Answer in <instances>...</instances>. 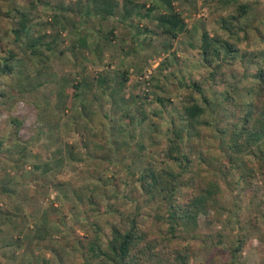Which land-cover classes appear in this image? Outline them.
<instances>
[{
  "label": "rangeland",
  "instance_id": "obj_1",
  "mask_svg": "<svg viewBox=\"0 0 264 264\" xmlns=\"http://www.w3.org/2000/svg\"><path fill=\"white\" fill-rule=\"evenodd\" d=\"M27 1L15 0L24 5ZM53 1L56 0H51L52 3L58 2ZM132 1L134 6L128 3L123 6L124 0H60L74 8L80 7L86 18V23L84 22L80 29L89 34L90 42L100 38L98 31H113L111 42L104 46L100 58L96 57L95 52H86L84 58L79 57L81 60L76 65L73 58L77 54L68 49L74 33V29L70 27L62 34L65 41L60 44L61 47L66 46V54L49 53V60L43 66H33L25 59L24 63H17L24 71L29 72L34 86L26 85L25 90L22 88L23 91L18 94H12L16 90L15 86L12 91L9 87L3 88L8 98L0 104V184H6L5 180L9 179V187L16 190L9 196L7 193H0V264H85L87 257L91 263L99 264L100 259L92 257L86 247L83 248L85 255H82L77 238L80 237L82 244L87 246L95 235L92 226L95 224L102 230L98 237L100 240L97 241L103 244L108 237L109 222L119 221L118 216L106 212L100 215L87 203H81L79 206L71 193V190L77 189L80 184V187H83L82 195L86 198V193L94 194V184L102 186L104 183L105 178L100 180L97 174L99 170H94V161L86 155L82 147L84 142H87L90 150H93L94 139H98L99 144L104 141L106 147L105 152L100 150L96 153L110 157L105 158L97 167L105 166L102 174H105L110 182L116 181L119 195L127 192L121 183L125 172L120 162L123 155L119 154L118 157L116 154L118 158L115 163L111 161L116 146H124L112 142L111 136L114 134L109 133L117 131L105 128L104 135L108 133L107 137H110L107 141L99 135L97 138L89 136L94 132L85 133V138H91L85 141V138L73 129L71 122L74 119L70 116V110L77 112V109H80V99H75L73 95L77 91L73 85L78 81L82 83V80H85L83 84H89L90 89L84 86L82 90L86 89L85 103L93 126L103 120L104 113L113 116L116 128L125 119L122 112L111 111L109 94H103L96 86L99 74L105 75L108 80L106 83L113 85L118 91L116 98L123 96L131 110L134 107L143 110L145 121L137 124L132 133L139 136L138 142L145 141L148 132L157 133V139L163 140L162 142L171 134L170 119L179 115V95L189 81L203 82L205 94L211 98L217 95L221 99V91H229L237 101H246L248 95L244 88L253 81L255 62L258 61L256 57L253 60L248 57L264 48L260 42L261 30L264 33V0H244L250 3L251 8L238 23L247 33V38L241 41L239 49L248 55L244 58L237 56L233 61L224 64L213 80H209L210 68L201 63V55L198 52L199 39L202 30H207L210 34L218 32L222 37L228 38L227 32L220 28L219 19L235 11L232 2L225 4L226 0ZM116 2L119 3L118 7ZM111 4H115L112 17L101 20V16L109 11ZM126 9L131 10L127 16L124 14ZM145 12L148 13L146 17ZM174 12L183 18L185 26L172 38L156 28L154 16ZM42 16L46 18L40 14V17ZM5 30V27L0 25L1 42L5 41L7 36ZM40 30L47 29L35 28L34 32L39 33ZM244 32L240 31L239 34L243 35ZM159 64H162L163 68H158ZM37 69L43 70L41 74L36 75ZM126 70L129 79L122 82L119 73ZM41 82L42 84H38ZM36 84L38 85L35 87ZM195 95L200 97L198 93ZM158 98L165 100V107ZM240 112L237 110L233 116L236 117ZM12 119L22 120L19 129L14 127ZM75 120L80 129L85 125L86 119ZM152 123L154 125H151ZM204 129L209 135L211 131ZM95 131H98L97 126ZM119 138L129 141L125 147L130 150H124L136 149L129 132ZM215 139L203 138L201 145L209 146L219 154L220 146L216 144ZM160 146L161 144L152 147L149 153L141 155L137 167L145 165L148 159L155 164L159 163ZM7 149L11 150L10 154ZM5 154L9 156L6 157ZM52 155H55L53 159ZM58 155L62 156V162L57 160L60 158H56ZM35 165L40 168L35 169ZM45 165L50 167V171L42 173L41 168ZM19 166L20 168L16 169ZM112 172H115L116 179L111 177ZM6 174L7 177L4 176ZM218 175L222 185L221 201L229 210L221 214L215 222H209V217L204 215L198 217V222L201 235L219 230L222 232V242L215 244L217 239L214 237L212 241L203 244L199 239L200 235L194 239L192 243L195 244L198 264H228V246L238 234L244 238L243 248L237 262L233 264H264V222L258 213V209L264 211V206L256 208L263 195L259 178H256L252 185V190L256 191L255 198L249 200L247 190H242L239 184L234 183L238 179L235 169L220 171ZM87 183L90 186H81ZM93 197L95 201H100L99 196ZM101 204L104 203L101 201ZM101 208L103 209L102 205ZM121 208L131 210L132 204L125 203ZM5 214L13 215L11 221L7 220ZM141 214L139 221L149 230L153 231L160 226L161 222L154 217L155 205L141 206ZM43 216H46V219ZM251 218L257 219L256 226L249 223ZM38 226L48 230L49 237L37 238L35 235L38 233ZM164 227L162 225L159 228ZM149 264H164V261L162 256L158 255L153 257Z\"/></svg>",
  "mask_w": 264,
  "mask_h": 264
},
{
  "label": "trees",
  "instance_id": "obj_2",
  "mask_svg": "<svg viewBox=\"0 0 264 264\" xmlns=\"http://www.w3.org/2000/svg\"><path fill=\"white\" fill-rule=\"evenodd\" d=\"M229 2L233 3L235 11L229 12L219 19L220 28L227 32L228 38L222 37L218 32L210 34L207 30H202L200 35L198 52L201 55V63L210 68L209 80H213L220 73L224 64L233 61L237 56L241 55V58H244L248 55L247 52H240L239 49V44L247 38V33L246 29H242L238 23L242 17L248 14L251 5L244 0H226L225 4ZM127 3L135 5L132 0H124L123 6ZM115 4L117 7L119 6V3ZM115 4H111V8L101 16V20L109 16L112 17V8ZM141 5L145 6V4ZM130 13L129 9L124 11L126 16ZM40 14L45 15L46 18L40 17ZM83 14L80 7L79 9L74 8L60 0L56 3H52L51 0H28L25 5L17 3L15 0H0V25L5 27L7 33L5 41H0V104L8 98L3 88L9 87L12 91V87L15 86L16 90L12 94H18L25 90L26 85L34 86L33 78L29 72L19 66L22 62L24 63V59L32 63L33 66H43L49 60V53L57 52L61 55L67 53L66 46L61 47L60 44L65 41L62 34L70 27L74 29V33L70 38L68 49L73 53L76 52L77 55L73 58L76 65L81 60L79 57L84 58L86 52H95L97 58L101 57L104 46L111 42L113 31H98L97 35L101 39L97 38L90 42L89 34L80 29L86 23ZM144 16H148V13L145 12ZM154 17L156 28L172 38H175L180 30L184 29L185 23L178 13H161ZM41 27L47 30H40L39 33L34 32L35 28L41 29ZM240 31L245 32L240 35ZM51 32L52 34H49ZM260 42L264 47L262 30ZM263 49L253 53V57L250 55L248 57L250 60L256 57L258 61L255 62L253 81L244 88L248 95L244 102L237 101L229 91H221L223 96L221 99L217 95H213L215 97L211 98L205 94L203 82L200 83L201 81L198 80L189 81L190 83L184 85V89L179 95L181 110H179L177 118L171 117V134L164 138V142L157 139V133L149 132L145 141L138 142L139 136L132 133L137 124L145 121L143 110L136 107L131 110L123 96L119 95L116 98L115 95L119 94L118 91L113 85L107 84L106 76L101 74L96 79V86L103 94H109L112 102L111 111L122 112L125 119L116 128L113 116L104 113L103 120L96 125L98 131H95L96 126L91 124L92 118L85 103L87 99L85 91L89 88V84H83L85 80H82V83L78 81L73 85V88L77 89L73 95L75 99H80V109L78 108L77 112L74 109L70 110V116L74 119L71 122L73 129L79 132L83 139L86 136L85 133L94 132L89 136L97 138L99 135L100 138L103 137V140L107 141L110 138L107 135L114 134L116 138L111 136L112 142L124 145L120 148L116 146L115 155L111 161L115 163L119 154L123 155L120 162L125 172L121 183L127 190L126 193L119 195L116 181L112 183L105 174H102V169L105 166L97 167L105 158H110L108 155L96 153L100 150L105 152L104 141L99 144L98 139L93 138V150H90L89 143L84 142L83 151L94 161V170H99L97 174L101 178L100 180L104 178L105 180L102 186L94 184V194L86 193V198L82 195L83 187H80V184L77 189H72L71 193L79 206L81 203H87L92 210L98 211L100 215H104L106 212L112 216H118L119 221L109 222L108 237L103 244L101 243L102 245L97 241V239L100 240L98 237L102 234V230L95 224L92 225L95 235L93 239L89 240L87 246L82 244L80 237L77 238L82 255H85L83 248L86 247L92 257L100 259L99 264H149L151 259L158 255L162 256L164 264H198L195 244L192 243L194 239L200 235L199 239L203 244L212 241L214 237L217 239L215 244L222 242V232L219 230L201 235L198 222L200 215L209 217V222H215L221 214L229 210L221 201L222 185L218 175L220 171L228 172L230 169H235L238 179L234 183L239 184L242 190H247L246 194H248L249 200L255 198L256 191L252 190V185L255 183V179L259 178V186L263 195L257 202L256 208L260 205L264 206ZM18 62L20 64H17ZM158 68H163L162 64H159ZM42 71L37 69L36 75L41 74ZM127 73V70L119 73L122 82L129 79ZM38 84H42V82ZM121 84L123 85V83ZM84 86L86 89L83 91ZM195 93L200 94V97L198 98ZM157 100L165 107V100L162 98ZM237 110L241 112L234 117L233 114ZM77 118H80L81 121L86 119L84 120L85 125L81 129L75 120ZM12 122L16 129H19L22 124V120L18 119H12ZM105 128L117 132L104 135ZM204 128L211 131L209 135ZM126 132H129L131 138L134 139L136 149L124 150H130L125 147L129 141L119 137ZM207 137L216 138L215 142L220 146L219 154L209 146L201 145V140ZM88 139L86 137L85 141H89ZM160 144L161 159L159 163L155 164L148 159L145 165L137 167L140 156L149 153L152 147ZM7 152L10 154L11 150L7 149ZM55 155H52L51 158L53 159ZM5 156L9 155L5 154ZM58 157L60 158L57 160L62 162V156H56V158ZM19 168L20 166L16 169ZM34 168L39 169L40 167L35 165ZM49 169L50 167L45 165L41 168V172L47 173L50 171ZM114 173L112 172L111 177L116 179ZM7 175L4 176L7 177ZM103 175L105 176L103 177ZM89 180L91 181L90 178ZM10 181L6 179V184H0V193H7L8 196L15 193L16 189L9 187ZM81 186L86 188L90 185L87 183ZM94 195L99 196L100 201H95ZM109 198H115V200L109 201ZM101 201L105 205L101 204ZM125 203L132 204V209L121 208ZM117 204L121 205L117 206ZM149 204L155 205L154 217L161 222L160 226L153 230L155 232L149 230L139 221V216L142 215L141 206ZM258 210L260 219L264 222V211ZM5 215L8 221L13 218L11 214L10 216L9 214ZM210 215H212L211 218ZM43 217L46 219V216ZM47 218L49 219V217ZM256 220L251 218L249 223L256 226ZM162 225L165 227L160 229L159 227ZM37 232L35 235L37 238L46 239L49 237V231L39 226ZM243 239L238 234L230 242L228 264L237 262V257L243 248ZM87 259L85 264H93L89 257Z\"/></svg>",
  "mask_w": 264,
  "mask_h": 264
},
{
  "label": "built area",
  "instance_id": "obj_3",
  "mask_svg": "<svg viewBox=\"0 0 264 264\" xmlns=\"http://www.w3.org/2000/svg\"><path fill=\"white\" fill-rule=\"evenodd\" d=\"M148 77V76H147Z\"/></svg>",
  "mask_w": 264,
  "mask_h": 264
}]
</instances>
